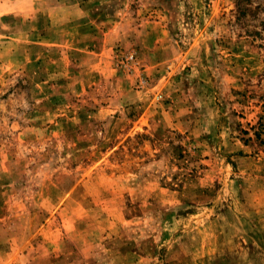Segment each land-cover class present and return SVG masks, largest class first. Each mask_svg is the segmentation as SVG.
Listing matches in <instances>:
<instances>
[{
	"label": "rangeland",
	"instance_id": "374dc122",
	"mask_svg": "<svg viewBox=\"0 0 264 264\" xmlns=\"http://www.w3.org/2000/svg\"><path fill=\"white\" fill-rule=\"evenodd\" d=\"M0 264H264V0H0Z\"/></svg>",
	"mask_w": 264,
	"mask_h": 264
}]
</instances>
